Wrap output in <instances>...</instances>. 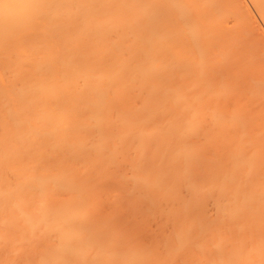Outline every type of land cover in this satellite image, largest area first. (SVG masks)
I'll list each match as a JSON object with an SVG mask.
<instances>
[{
    "label": "bare ground",
    "instance_id": "6f19581e",
    "mask_svg": "<svg viewBox=\"0 0 264 264\" xmlns=\"http://www.w3.org/2000/svg\"><path fill=\"white\" fill-rule=\"evenodd\" d=\"M220 1L0 0V264H33L32 256L36 264H157L155 248L118 253L115 226L95 213L101 199L123 194L148 212L163 211L165 221L192 217L163 239L167 258L178 257L196 233L203 239L193 251L216 250L205 264H264V235H255L264 227V181L246 191L238 179L264 147L255 144L249 154L236 142L226 154L230 165H216L203 159L207 144L196 140L208 118L213 128L202 135L209 141L242 122L217 110L231 78L210 83L216 69L237 60L242 33L231 29L244 31L234 25L226 32L233 5L226 10ZM250 1L264 18V0ZM221 27L234 34L224 40ZM123 162L131 174L116 171ZM107 178L124 188L104 186ZM209 198L215 221L203 211ZM170 201L177 203L167 208ZM229 224L253 234L249 246L223 247Z\"/></svg>",
    "mask_w": 264,
    "mask_h": 264
},
{
    "label": "rangeland",
    "instance_id": "374dc122",
    "mask_svg": "<svg viewBox=\"0 0 264 264\" xmlns=\"http://www.w3.org/2000/svg\"><path fill=\"white\" fill-rule=\"evenodd\" d=\"M220 1V0H219ZM225 1H226V3H225ZM221 0L220 2L221 3H219L220 4V6H222V8L224 7L226 10H227V8H226V6L227 5H230V3H231V5H233L232 7H235L234 9V11H232V7L231 6H229V7H231L230 9L228 8V11H229V16H227V15H224V16H227L225 19V22H227L226 23V26H224V27H226L225 28V30H226V32L228 31L227 29H231L232 28V26L234 27V25L235 26H239V27H241L242 26V28H244V29H242V30H244V31H241L239 28H232L231 30H233V29H236V30H238L237 32H236V30H234L235 32L234 33H236V34H234L233 33V31H231V34L230 33H227V34H224L223 32L225 31H223L222 30V28H224V27H221V30H222V32H220V33H222V34H224L225 36L227 35V36H231V35H233L234 34V36L236 35V37H238V35L239 34H241L242 33V35H240L239 36V38H241L240 40H238L239 41V43L238 44H240L241 46L243 45V47L241 48L240 47V45H238L239 47H234V48H236V50H234L235 52H236V54H235V59H237V60H239V61H237V60H234L233 61V55H232V61H231V64H230V66H228L226 69H216L215 71H218V73H216V74H214V75H212L211 74V76H210V83L211 82H217L218 83V81H220V80H224V81H227V83H229V81H230V83H229V85H230V87H229V91H227L225 94H226V96H227V98H223L224 100H223V102H225V103H223V107H221L220 106V104L219 103H217V101H216V99H215V101H216V104H218L220 107H219V109H218V106H217V110H219V111H221V109L222 108H224V111H223V109H222V113H223V115L225 116V117H231V119L232 118H234V117H236V116H239L240 118H241V124H235L234 122H233V124H231V125H229V126H227V128H225V129H223V130H221L220 131V133H219V137H221V138H219L218 136L216 137V139H215V137L214 138H210V141L204 136V135H202V134H204V132H205V130L206 129H209V131L211 130V128H213L212 126V122L209 120L210 118H208V120L207 121H205V120H203V121H205L204 123H202V125L200 126V129H199V132H198V130H197V132H198V134H197V136H196V140H197V142H199V143H205V144H207V145H203L202 143V145L205 147V151H204V156H202L203 157V159H204V157H206V158H208V159H210V160H212L213 161V163L215 164V161L214 160H216L217 162H216V165H219V164H224V163H229V165H230V162L228 161L227 162V160L229 159L228 158V156H229V153L231 152V147H233L232 145H234L236 142H240V144H241V142H245L243 145H245L244 147H243V151L244 152H248L249 154H252V152L255 150V148L257 147L255 144H259V146H260V144L262 145V146H260L261 148L262 147H264V135H262V134H264V132H261V130L262 131H264V123H262V122H264V86H260V87H254V85H257L258 83L260 84V83H262V84H264V49H262V47H264V18H262L261 17V14L259 13L258 14V10L256 9V8H254L255 6L253 5V2L252 1H250V0H229V1H227V0ZM224 2V3H223ZM223 3V4H222ZM229 3V4H228ZM239 5H238V4ZM222 4V5H221ZM227 4V5H226ZM243 4V5H242ZM224 5H226V6H224ZM228 7V6H227ZM249 8V9H248ZM244 9V10H243ZM237 10V11H236ZM249 10V11H248ZM228 11H226V12H228ZM240 11V12H239ZM234 13V15H235V13H236V16H239V18L238 19H241V20H239V22H238V20H237V24L234 22L236 19H237V17L236 16H233V13ZM242 14V15H241ZM244 15V16H243ZM224 16H222L223 18H224ZM249 16V17H248ZM221 17V18H222ZM234 17H236V18H234ZM242 17H244V18H242ZM223 18H222V20H223ZM229 18V19H228ZM243 19V20H242ZM247 19V20H246ZM250 21V22H249ZM224 21H221V23H223ZM225 22L223 23V25H225ZM229 22V23H228ZM235 23V24H234ZM220 24V23H219ZM231 24V25H230ZM244 24H245V26H244ZM220 26H221V24L219 25V29H220ZM229 26H230V28H229ZM239 31H241V32H239ZM251 31V32H250ZM225 32V33H226ZM228 32H230V31H228ZM247 32V33H246ZM253 32H255V33H253ZM244 33V34H243ZM230 34V35H229ZM246 34V35H245ZM223 36V35H222ZM227 36L226 37H224L223 36V39L225 40L226 38H227ZM244 36V37H243ZM243 37V38H242ZM246 37V38H245ZM244 39V40H243ZM249 41V42H248ZM251 41V42H250ZM244 42V43H243ZM254 42V43H253ZM236 44V43H235ZM249 44V45H248ZM248 45V46H247ZM235 46V45H234ZM245 46V47H244ZM252 46H254V48L252 47ZM247 47V48H246ZM212 49V48H211ZM249 50V49H251V50H249V51H247V50ZM242 51L243 50V54H242V52H240L243 56H245V58H241L242 57V55L241 54H239V55H241V56H239L238 54H237V52L238 51ZM253 50V51H252ZM208 51H210V49H208ZM247 51V52H246ZM261 51V52H260ZM212 52V51H211ZM234 52V53H235ZM250 52V53H249ZM260 53V54H259ZM262 53V54H261ZM211 54V53H210ZM208 55H209V52H208ZM236 55H238L239 57V59L236 57ZM252 55V57H250ZM210 56V55H209ZM211 57V56H210ZM212 57H214V51H213V53H212ZM250 59H249V58ZM230 58V57H229ZM212 59H214V58H212ZM240 59H241V61H240ZM248 61H247V60ZM254 61H253V60ZM257 59V60H256ZM243 60V61H242ZM245 60H246V63H245ZM259 60H261V61H259ZM232 62H234V64L232 65ZM238 63V64H237ZM240 63V64H239ZM241 64H245V65H242L241 66ZM250 64V65H249ZM256 64H257V66H256ZM232 65V66H231ZM252 65H253V67H252ZM246 66H248V67H246ZM231 67V68H230ZM230 68V69H229ZM237 68V69H236ZM240 68V69H239ZM242 68V69H241ZM261 68V69H260ZM253 69V70H252ZM228 70V71H227ZM237 70H238V72H237ZM248 70H249V72H248ZM230 71V72H229ZM252 71H253V73H252ZM241 72V73H240ZM224 73V74H223ZM234 73V74H233ZM237 73V74H236ZM218 74V75H217ZM259 74V75H258ZM229 75V76H228ZM216 76V77H215ZM219 76V77H218ZM225 76V77H224ZM228 76V77H227ZM250 76V77H249ZM255 76V77H254ZM239 77V78H238ZM253 77V78H252ZM231 78V79H230ZM245 78V79H244ZM230 79V80H229ZM254 79V80H253ZM180 80H182V79H180ZM229 80V81H228ZM237 80V81H236ZM255 80L257 81V80H259V81H262V82H258L257 81V84H256V82H255ZM235 83H234V82ZM244 81H246V83L244 82ZM250 81H254L253 83H254V85H253V87H250L251 85L249 84L250 83ZM177 82H179V81H177ZM182 82L184 83V81L182 80ZM182 82H179L180 84L182 83ZM209 82V81H208ZM182 83V84H183ZM209 83V84H210ZM216 83V84H217ZM215 83L214 84H211V85H216ZM232 84H234V85H232ZM247 85V86H246ZM234 87V88H233ZM242 87V88H241ZM245 87V88H244ZM233 88V89H232ZM248 88V89H247ZM235 89H237V90H235ZM242 89V90H241ZM231 90V91H230ZM246 92V93H245ZM253 92V93H252ZM260 94V95H259ZM244 95V96H243ZM225 96V97H226ZM261 96V97H260ZM240 97V98H239ZM191 98V97H190ZM190 98H189V100H190ZM262 98V99H261ZM214 99V98H213ZM235 100V101H234ZM238 100V101H237ZM212 101H214V100H212ZM215 101L214 102H212L213 103V105L212 106H216V104H215ZM254 101H256V102H254ZM211 103V104H212ZM245 103V104H244ZM257 103H259V105L257 104ZM253 104V105H252ZM262 104V105H261ZM237 107H239V108H237ZM235 108V109H234ZM241 108V109H240ZM262 108V109H261ZM225 110H227V111H225ZM233 110V111H232ZM262 110V111H261ZM248 111V112H247ZM221 113V114H222ZM262 113V114H261ZM242 117H244V118H242ZM254 117V118H253ZM206 118V119H207ZM228 119V118H227ZM251 119V120H250ZM247 123H246V122ZM207 122V123H206ZM253 122V123H252ZM258 122V124H256ZM261 123V124H260ZM211 124V125H210ZM235 124V125H234ZM210 125V126H209ZM245 125H247V126H245ZM259 125V126H258ZM254 126V127H253ZM235 127V128H234ZM245 127V128H244ZM260 127V128H259ZM239 128L242 130V129H244V130H242V131H239ZM204 129V130H203ZM236 129V130H235ZM245 129H246V131H245ZM258 131H257V130ZM201 130V131H200ZM260 130V131H259ZM256 131V132H255ZM206 132H208V131H206ZM260 132H261V134H260ZM260 134V136H259V134ZM225 134V135H224ZM227 134V135H226ZM253 136H252V135ZM256 134V135H255ZM257 134H258V136H257ZM245 135V136H244ZM250 136V137H249ZM198 137V138H197ZM201 137V138H200ZM245 137H246V139H245ZM257 137H258V139H257ZM243 138V139H242ZM202 139H204L205 141L203 142V140ZM208 141H207V140ZM230 139V140H229ZM225 140V141H224ZM255 140H257V141H255ZM213 141V142H212ZM262 141V142H261ZM207 142V143H206ZM231 142H233V143H231ZM227 143V144H226ZM250 143V144H249ZM208 144H210V145H208ZM249 147H248V146ZM258 146V147H259ZM255 147V148H254ZM257 147V148H258ZM209 148V149H208ZM212 148V149H211ZM252 148V149H251ZM215 149V150H214ZM217 149H218V151H217ZM222 149V150H221ZM230 149V150H229ZM151 149H146L145 150V155L147 156V158L145 159L146 160V162H148V160H149V157L151 156V151H150ZM252 150V151H251ZM260 150V149H259ZM262 150H264V148H262L260 151H256V153H258L257 154V156L251 161V164H250V167L248 168V167H245L246 168V170H248V172H245V173H242V174H240V176L238 175V179H239V182H241L240 184L243 186V188L246 190V191H248L249 189H250V187H251V185H253V183H257V182H261V181H264V160H262V158H264V152H262ZM207 151V152H206ZM251 151V152H250ZM220 152V153H219ZM260 152V153H259ZM215 153H216V155H215ZM226 154H228V156L226 155ZM231 154V153H230ZM150 155V156H149ZM262 155V156H261ZM149 156V157H148ZM210 158H209V157ZM222 156V157H221ZM252 156V155H251ZM212 157V158H211ZM226 157V158H225ZM262 157V158H261ZM261 158V159H260ZM255 160V161H254ZM224 161V162H223ZM221 162V163H220ZM199 163H201V162H199ZM218 163V164H217ZM257 163V164H256ZM127 165V166H126ZM122 167V168H121ZM243 168L244 167H242L241 168V170H243ZM120 169H121V171H120ZM127 169V170H126ZM116 171L117 172H122V173H125V174H131V167H130V165H129V163H127V162H123L122 164H120L119 166H118V170L116 169ZM192 171H193V176H195L196 175V177L195 178H197V175L198 174H195V173H198V168L195 166V168L193 167L192 168ZM257 171V172H256ZM128 172V173H127ZM252 172V173H251ZM259 172V173H258ZM255 173H257V174H255ZM252 176H251V175ZM249 175V176H248ZM245 176V177H244ZM241 179H243V180H241ZM255 180V181H254ZM253 182V183H252ZM259 182V183H260ZM262 183V182H261ZM103 184H105L104 186H107V187H109L110 188V185H111V187H113L114 185V187H117V188H119V187H122V186H120L118 183H116L115 181H113L112 179L110 180V179H106L105 181H104V183ZM246 185V187H245V185ZM249 185V186H248ZM261 185H264V183H262ZM122 188H124V187H122ZM178 192L180 193V194H182L181 196H183V197H188L190 194L189 193H187V189H185L184 187H182V188H180L179 190H178ZM189 192V191H188ZM186 194V195H185ZM124 196V197H123ZM123 196L122 197H117L116 199L117 200H110V199H108L107 200V198H106V200L105 199H101L102 201L101 202H99V205H98V207H97V209H96V211H95V213L97 214V216H100V217H105V216H108L109 217V220H110V225H112V229H113V227L115 228V230H116V235H117V237H116V247H115V250H117V251H119L118 253H120V252H122V251H124L125 252V250H127V249H131V248H129V247H132V249L134 248L135 250H137L138 248L137 247H144V250H149V249H151L152 250V248L154 249H156V251H154V252H156V255H155V253H154V256H155V258H153L155 261L154 262H156L157 264H197V263H199V264H205V263H203L202 261L204 260V261H206V257H211V255L213 254H216V250H212V249H210V250H206V252H200L199 254H198V252H197V250H195V251H193V247H194V244H196L198 241H199V239L200 240H202L203 239V234H196V233H193V236L191 237V238H193V240L191 241L190 240V242H188L187 244H185L184 246H183V248H182V250L180 249L179 251L180 252H182L181 253V255H180V252H178V254H177V256L178 257H176L175 256V258L173 257V258H167V247H166V245L164 244L165 243V241H163V239L164 240H166V238L168 237L167 236V234H171V230H172V227H173V229H174V227L175 226H178L177 224H182L181 223V221H184V220H187V219H189V218H192V217H189V216H187L186 214L185 215H180V217H176L175 219H173V220H170V221H167V219H166V221H165V218H166V216L164 215L165 213L162 211V213L161 212H156V214H154V213H152V212H148L149 210L147 209V207H145V206H147V205H143V204H134L133 202H135V199H134V197H132V196H126V195H124L123 194ZM106 196H104V198H105ZM103 198V197H102ZM171 202V201H170ZM138 203V202H137ZM166 203L167 202H165V205H166ZM169 203V202H168ZM167 203V208L172 204V203H177L176 201H174V202H171V203H169L168 204ZM164 204V203H163ZM207 204V205H206ZM124 205H126V206H124ZM164 206V205H163ZM115 207V208H114ZM131 207V208H130ZM166 207H164V209L163 210H165L166 209ZM203 211L207 214V215H209V216H211L212 217V221H215L214 220V218H216V210H215V205H214V200L212 199V198H209V199H207L205 202H204V204H203ZM213 208V209H212ZM103 209V210H102ZM114 209V210H113ZM209 209V210H208ZM145 210V211H144ZM212 210V211H211ZM197 211H195L194 212V214L196 213ZM211 212V213H210ZM123 213V214H122ZM158 213H160V214H158ZM212 213H213V215H212ZM122 214V215H121ZM160 215V216H159ZM164 215V216H163ZM114 216V217H113ZM116 216V217H115ZM124 216V217H123ZM162 216L163 217H165L164 219H162ZM182 216L184 217V218H182ZM186 216V217H185ZM120 217V218H119ZM133 217V218H132ZM152 217V218H151ZM114 218V219H113ZM147 218V219H146ZM157 218V219H156ZM178 218V219H177ZM128 219V220H127ZM159 219V220H158ZM161 219V220H160ZM132 220V221H131ZM143 220V221H142ZM163 220V221H162ZM210 220H211V218H210ZM262 220V219H261ZM261 220H259V221H257V225L256 226H254V228L253 229H258L257 227L258 226H261V225H259L260 224V222H261ZM134 221V222H133ZM140 221V222H139ZM178 221V222H177ZM141 222H142V224H141ZM169 222V223H168ZM171 222V223H170ZM262 222H264V221H262ZM137 223V224H136ZM153 223V224H152ZM168 223V224H167ZM109 225V226H110ZM124 225H125V227H124ZM159 226V227H158ZM127 227V228H126ZM122 228V229H121ZM236 227L234 226L233 227V224L231 225V224H229V226L228 227H226V229H225V231L224 232H222V235H223V237L225 238V236L227 237V238H225V240H224V244H226V245H224L223 244V247L224 246H226L225 248H228V247H231V246H235L236 245V247H239V246H244V245H246V246H249V243L251 242L250 240H251V237H253V234L251 235V233H247L246 231H244V228H242V229H235ZM110 229V228H109ZM233 229H235V230H233ZM115 230H112L113 232L115 231ZM153 230H154V232H153ZM156 230V231H155ZM232 230V231H231ZM238 232H237V231ZM139 231V232H138ZM239 231H240V234H239ZM124 232V233H123ZM233 234H232V233ZM237 232V233H236ZM247 233V235L246 236H248L247 238H246V236H245V233ZM143 233V234H142ZM164 233H166V234H164ZM224 233V234H223ZM122 234V235H121ZM160 234V235H159ZM164 234V235H163ZM169 234V235H170ZM195 234V235H194ZM237 234V236H235ZM239 234V235H238ZM241 234H243V236H241L240 237V235ZM250 234V235H249ZM137 235V236H136ZM202 235V236H201ZM256 236H258V237H261L262 238V235H264V227H262L261 226V228L258 230V231H256V234H255ZM131 236V237H130ZM152 236V237H151ZM235 236V237H234ZM229 237V238H228ZM99 238H101V239H98V241L99 242H103V237H102V235L99 237ZM125 238V240H123ZM132 238V239H131ZM148 238V239H147ZM157 238H158V240L160 241H158L157 240ZM160 238V239H159ZM202 238V239H201ZM239 238V239H238ZM241 238V239H240ZM243 238H245V241H244V239ZM129 239H130V241H129ZM228 239V240H227ZM237 239V240H236ZM242 239H243V242L245 243H242ZM233 240V241H232ZM261 240V239H260ZM194 241V242H193ZM228 241V242H227ZM231 241V242H230ZM240 241V242H239ZM262 241V240H261ZM163 242V243H162ZM227 242V243H226ZM236 242V243H235ZM230 243H231V245H230ZM239 243V244H238ZM242 243V244H241ZM248 243V244H247ZM43 244V243H42ZM163 244V245H162ZM191 244H192V246H191ZM45 246H43V248H44ZM146 247V248H145ZM148 247H149V249H148ZM164 247V248H163ZM42 248V247H41ZM40 248V249H41ZM46 248V247H45ZM141 248H139V249H141ZM158 248V249H157ZM160 248V249H159ZM39 249V248H38ZM38 249H36V250H38ZM154 249V250H155ZM192 249V250H191ZM42 250V249H41ZM40 250V251H41ZM150 250V251H151ZM165 250V251H164ZM90 252H87L88 254H90V256H93L94 255V252H95V249L94 250H89ZM183 251H185V252H183ZM213 251L215 252V253H213ZM35 252V251H34ZM34 252H32V253H34ZM37 252V251H36ZM31 253V252H30ZM151 253H153V252H151ZM161 253V254H160ZM35 255H36V253H34ZM33 254V255H34ZM208 254V255H207ZM31 256H32V254H30ZM30 255H29V257L28 258H30ZM188 255V256H187ZM212 255V256H213ZM206 256V257H205ZM35 257H37V256H35ZM35 257H33L32 256V260H33V262L36 264V262L38 261L37 259V261L35 262L34 261V258ZM200 257V258H199ZM204 257V258H203ZM31 259V258H30ZM30 259H26V260H23V259H18V261H20V260H23L24 262H22V261H20V262H22V263H26L27 261H30ZM192 259H194V260H192ZM161 262H160V261ZM200 260V261H199ZM202 260V261H201ZM26 261V262H25ZM174 261V262H173ZM180 261V262H179ZM188 261H190V262H188ZM193 261V262H192ZM19 262V263H20ZM31 262V261H30ZM29 262V264H32V262L30 263ZM160 262V263H159ZM184 262V263H183ZM197 262V263H196ZM18 263V264H19ZM28 263V262H27ZM33 263V264H34ZM16 264V263H15Z\"/></svg>",
    "mask_w": 264,
    "mask_h": 264
}]
</instances>
